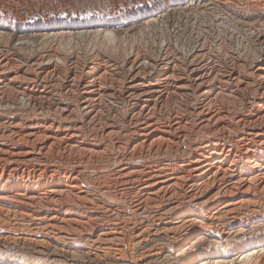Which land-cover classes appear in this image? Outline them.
<instances>
[{
  "label": "bare ground",
  "instance_id": "bare-ground-1",
  "mask_svg": "<svg viewBox=\"0 0 264 264\" xmlns=\"http://www.w3.org/2000/svg\"><path fill=\"white\" fill-rule=\"evenodd\" d=\"M249 1L261 4V10H264L261 0ZM200 50L190 53L188 56L191 58L183 66L175 56L166 57L150 75L142 72L146 66L144 67L141 59L129 62L131 70L123 95L132 101V114L125 116L130 125L126 129H121L110 119L100 125L103 120L102 112L109 105L104 103L103 96L109 95L112 98L114 93L105 89L101 76L105 69L113 73H116V69L106 67L102 72L104 65L101 69L99 66L97 69L86 67L84 76L81 74L83 77L75 68L66 70L67 76L63 84L65 93L71 97L73 93L77 95L76 104L70 107V102L55 98L52 87L31 77L27 69H11V58L2 53L0 94H3L4 89L15 86L18 97L27 98L28 103L35 105L36 98H51L49 109L57 110L58 114H50V117L0 114V204L20 206V213L24 217L32 215L31 213L42 215L40 210L44 209L49 211L51 217L47 218V231L56 230L53 232L56 235L80 233L81 230L70 228L72 223L82 228L88 226L89 229L100 225L102 229L90 243L92 246L96 243L122 245L125 231L129 228L126 223L134 226L137 217L132 219V215L139 214L138 210L146 211L151 206L156 212L161 211L155 217L159 221L177 216L174 221L167 220L165 223L172 225L165 229L167 233L181 228L182 234L175 238L177 240L182 239L197 225L195 217L184 220L190 209L170 201L171 198L179 199V196H175L178 195V187H184L186 196L198 207H202L197 212L200 215L224 197L248 193L258 182H264V47L251 63L245 64L234 58L223 70L218 69L211 58L206 61L196 55ZM49 58L37 63L40 74L52 75L59 70L56 62ZM154 74L156 75L153 77ZM37 84L41 87L38 88ZM250 89L255 92L253 96L250 95ZM189 93L195 95V99L191 104L186 102L184 109L181 107L182 112H178L179 107L176 112L162 115L161 110L169 101L180 103L179 98L189 96ZM225 93L235 98L241 95L243 100L248 101L246 112L237 114L234 121L229 119V107L217 103L216 98ZM95 122H100L99 128L92 135L85 133L84 129ZM237 126L241 127L240 131L236 130ZM192 134L201 136L198 139L191 138ZM100 141H106L107 147L110 143L116 149L114 156L110 158L112 171L108 175L123 187L115 195L109 194L108 189L102 185L99 187L95 183L83 181V174L89 169L88 164L96 156L99 158L100 153L107 148ZM173 149L176 150V155L166 157V153ZM104 175L100 174L101 177ZM129 185L131 188L133 186L134 195L133 203H130L131 211L127 207L119 209L117 205L118 202L121 203L120 195H123V191H129ZM204 196L206 199L200 203ZM231 197L209 217L212 226L232 224L242 218L246 219L255 211L252 207L243 212L246 201H233ZM164 198L170 201L169 207L157 208ZM103 206L108 210L107 213H116V218L103 219V215L99 216L96 208ZM180 209L182 210L179 211ZM33 220H38V217H33ZM53 221L66 222L61 225ZM121 223L123 226L119 227ZM106 229H111V232ZM109 234L121 236L107 238ZM244 242L251 246L262 244L264 234H256ZM235 249L241 248L237 245ZM228 252L231 250L197 251L191 260L195 262L199 256L217 257ZM178 262L183 263L182 260Z\"/></svg>",
  "mask_w": 264,
  "mask_h": 264
},
{
  "label": "rangeland",
  "instance_id": "rangeland-1",
  "mask_svg": "<svg viewBox=\"0 0 264 264\" xmlns=\"http://www.w3.org/2000/svg\"><path fill=\"white\" fill-rule=\"evenodd\" d=\"M263 1L261 0V3H264ZM258 4L249 0H0V52L2 51L0 56L3 53L11 58L13 62L11 69L25 68L31 77L37 78L36 80L43 85L52 87L55 98L70 102L68 103L70 107L76 104L77 95L73 93L72 97L68 96L63 87L69 69L75 68L80 75L85 73L86 67L97 69L99 66L101 69L104 65L102 72L106 67L110 70L116 69V73L105 69L101 76L105 89L114 93L112 98H109V95L103 96L104 103L109 105H106L102 112L104 121L101 120L102 123H99L101 125L106 119H110L121 129H126L130 125L125 116L132 114L130 110L132 101L124 98L123 92L126 90L131 60L141 59L144 67L146 66V71L143 68L142 72L146 75L152 74L157 64L166 57L175 56L174 58L179 59L178 62L183 63V66L191 58L188 55L197 49H201L202 54L199 52L196 55H200L206 61L211 58L221 70L229 66L234 58L249 64L258 57L264 47V10H261V4ZM48 58L54 60L59 67L56 74L46 75L38 72L40 66H37V63ZM37 86L41 87L40 84ZM11 88L4 89L3 94H0V114L13 113L27 117L32 115L50 117L53 113L58 114L57 110L49 109L51 98H36L34 105L26 102L27 98L18 97L17 87L13 86V90ZM254 93L250 95L253 96ZM191 95L189 93V96L179 98L181 104L178 101L176 103L169 101L162 108V115L176 112L179 107L178 112H182L181 109L185 107L186 102L193 103L195 95ZM240 96L229 97L225 93L216 98L219 105L229 107L231 120L236 119L237 114L245 113L248 107V101ZM99 123L88 125L84 129L85 133L92 135L99 128ZM239 127H236L237 131H240ZM200 136L201 134H192L191 138L198 139ZM105 142L100 141L104 146ZM108 144L110 146L106 145L105 153H100L101 158L96 156L88 164L89 169L84 172L83 181L95 183L99 187L102 185L108 189L109 194L115 195L123 186L108 175L112 171L110 158L116 151L115 147ZM175 151L169 150L166 157H173L176 155ZM100 174L105 175L101 177ZM132 188L129 185V191L126 190L127 193L123 191V195H120L121 203L117 204L119 209L127 207L128 211H131L130 203H133L134 198ZM177 189L178 195H174L179 196V199L171 198L170 201L173 200L178 205H185L184 207L192 210L187 211L183 219L195 217L198 220L195 222L197 225L182 239L177 240L175 238L182 234L181 228L173 233H167L165 230L172 226L165 224L167 220L174 221L177 216L159 221L156 218L161 211L156 212L151 206L152 209L148 208L146 211L138 210L137 215L130 213L133 217L131 215L129 217L132 219L137 217V221L134 226L126 223L129 228L127 232L125 231L122 245L96 243L92 246L90 243L102 229L100 225L89 229L88 226L82 228L72 223L70 228L75 230L77 228L78 231L81 230L80 233L56 235L53 233L56 230L47 231V218L51 217L49 211L44 209L40 210L42 215L31 213L32 215L24 217L20 213L22 212L20 206L12 203L0 204V264H181L179 260L183 261L182 264H264V242L255 246L244 242L256 234H264L263 181L258 182L250 190L251 193L249 191L238 193L234 197H224L214 206H210L204 215L197 214L202 207L199 208L186 196L184 187ZM230 197L233 201L244 199L246 202L242 211L247 212V209L253 207L254 213L250 212V216H244L246 219L242 218L232 224L212 226L209 217ZM204 199L206 196L200 203ZM170 201L161 199L157 208L167 209ZM104 206L96 208L99 216L103 215V219L116 218L114 216L116 213H107L108 210ZM33 217H38V220H33ZM53 222L62 225L66 221ZM122 224L119 227L123 226ZM106 231L111 232V229ZM61 236L63 238H60ZM107 236L109 238L121 234ZM237 245L240 246V250L235 249ZM208 249L216 251L229 249L231 252L217 257L199 256L200 258L197 257V260L192 262L194 253Z\"/></svg>",
  "mask_w": 264,
  "mask_h": 264
}]
</instances>
